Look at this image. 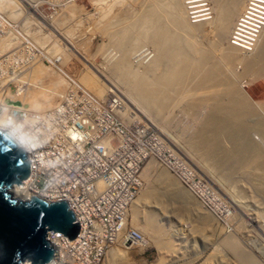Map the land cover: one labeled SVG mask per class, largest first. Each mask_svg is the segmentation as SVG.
<instances>
[{"label":"rangeland","instance_id":"1","mask_svg":"<svg viewBox=\"0 0 264 264\" xmlns=\"http://www.w3.org/2000/svg\"><path fill=\"white\" fill-rule=\"evenodd\" d=\"M15 1L17 7L9 0H0V55H2L0 57V102L11 96L17 99L24 98L25 105H31L34 109L32 101V103L36 101V109L45 103L46 106H41L40 108H43H39V111H44L57 104L59 97L69 86V82L74 81L82 84L79 80L80 77L89 71L83 57H87V60L98 65L100 69L107 70L115 65L120 51L117 50L116 44L109 39L108 31H112V29H108V26L114 22L115 33L122 24H127L140 16L144 12L142 4L145 5V0ZM197 1L194 5L186 6L190 9L195 8L193 9L196 11L194 14H199L196 19H199L200 22L210 21L211 24L203 23L201 27L203 26L202 29L206 31V34L202 36V33H196V31V34H193L196 35L195 39H193L196 40L197 47L201 45V42L204 44L201 47L207 46L210 50L212 47H217L216 50H209L207 62L217 63L219 72H215L212 78L206 79V82L200 79V75L190 74L183 86L180 101L173 104L171 109L163 110L154 119L152 116L147 118V115L138 106H134L135 108L133 106L126 107V101L117 88L110 89V92L106 94L109 96L108 99L105 100L107 97L104 96L106 102L103 101L100 108L104 110H101L103 115L108 114L111 112L109 104L112 102V98H117L118 104L114 106L117 108L116 119L120 121L119 128L124 130L125 136L131 137V129L134 131L138 125L140 131L142 128L146 131L144 140L147 146L142 145L148 150V153L140 163L142 165L139 164L140 181L139 189L136 190L137 194H140V198L138 201L136 198L134 199V201L136 200L135 208L138 209L133 214L132 206L130 207L131 212L126 226V229L128 226L131 227V235L134 236H138L135 228H140L136 230L141 233L143 243L141 240L132 242L127 247L121 246L125 249L121 259H127L129 261L127 264H241L236 254L237 250H232L235 246L229 248L228 237L236 239L234 240L238 244V248L235 249H238V253L243 251L257 264H264V164L258 163V160L253 158L258 150L264 153V135L262 134L264 132L261 131L262 126L264 129V52L261 51L264 49L262 47L264 46V0H241V4L237 8L238 11L236 10L237 14L232 18L230 30L226 31L221 38L225 41L219 40L220 44L215 42L218 46L212 47L210 46L213 43L210 44L208 40H213L216 37L213 32L216 29L213 22L214 16H216L215 6L212 5L214 0ZM180 2L183 4L181 10L187 16L188 8H185L184 0H180ZM11 8L16 13L18 12V16L12 17L13 13H8ZM122 11L126 12L122 13ZM204 13L207 15L200 17ZM130 15H133L132 18ZM123 17L127 18L125 22ZM187 20H189L188 17ZM116 21L123 23L116 24ZM136 26L140 29V24L139 27L137 24ZM216 39L214 40L216 41ZM148 45L146 42H142L129 50L130 60L132 62L135 60L132 64H135L134 66L139 62L143 64L137 67L138 70H143L144 65L152 57V46ZM228 45L233 46L237 53H235V62L233 61L229 69L226 62H220L223 58V49L225 50L224 47ZM98 48L99 50L95 51ZM259 51L262 53L258 56ZM256 56L259 58L257 57L255 59L257 62L253 63H251L253 61L251 59L249 66L252 70L249 71L245 64L250 60L249 57L254 59ZM247 58V61L244 60ZM241 59L246 63H242ZM227 77L235 85V87L232 85L234 89H240L241 85L242 90H245L252 100L260 103L256 107L258 110L256 118L253 112L249 113L254 117V120L260 121L253 122L252 116L249 115L246 123L248 125L245 124L246 127L243 125L245 129L240 126L237 128L235 125V130L232 132L236 122L228 120L232 126L229 125V128L227 122L226 127L231 130V134H228L227 130H223L226 129L223 126L226 124L224 118H228L226 114H220L217 121L214 118L215 122H211L212 119H207L211 117L212 105L206 101H208V97L212 101L223 97L224 87L220 82ZM18 80H24L25 85ZM29 80H33L35 85H28ZM53 80L60 82L59 86L55 87L56 90L54 89L51 93L44 91L45 88L51 87L50 82ZM195 80L196 82H194ZM208 83L211 85L209 86ZM83 87L87 89L85 86ZM236 92L235 98L243 104L241 106L243 109L246 106L245 101L241 96L239 97V91ZM103 105L107 107H103ZM231 105L235 106L234 103ZM105 108L108 110L106 111ZM130 117L132 121L128 119ZM222 118L225 122L221 125ZM216 122L220 127L215 126ZM259 123L262 126H259ZM255 126L260 128L257 130ZM217 128H222L223 133L221 129ZM201 133H203V137L205 136V142ZM218 134L223 137L222 144L220 143L224 146L223 148L216 140ZM214 136L219 145L217 143V145H213L214 142L211 140L214 141V138L212 139ZM197 138H200V141ZM207 138L211 139L207 141ZM225 139L230 141L228 142L230 145L224 141ZM238 139L240 142H237ZM241 139L243 140L241 141ZM194 140L199 142L198 145ZM190 141H193V145H195L190 146ZM200 142H204V145H207L208 142L214 146L209 144L206 146L211 152L212 148L214 149V158L208 149H202L205 146ZM250 142L253 143L252 146L249 145ZM239 143L247 145L241 146ZM226 144L227 147H225ZM254 144L257 146L256 149L253 148ZM199 146L202 150L198 148ZM249 146L251 149H248ZM205 150L208 151V154L210 153L209 159L206 157ZM252 151H255V154ZM250 156L252 157L249 158ZM252 158L255 160L253 164ZM249 159L252 160L251 163L247 161ZM150 188L152 196L142 198V194H146ZM148 211L151 213V218L154 214L152 222H147L144 219L145 213ZM149 212L146 217L150 216ZM128 237L130 236L128 235ZM108 260L109 258H106L103 264H110V260ZM118 261L120 262V260H114V264H121Z\"/></svg>","mask_w":264,"mask_h":264},{"label":"bare ground","instance_id":"2","mask_svg":"<svg viewBox=\"0 0 264 264\" xmlns=\"http://www.w3.org/2000/svg\"><path fill=\"white\" fill-rule=\"evenodd\" d=\"M9 1L11 3H14V5L17 7L15 0H9ZM240 4H241V0H214V3L212 5L215 6L214 8H215L216 14L215 13L214 14L216 16H214L213 22L216 25V29L213 32H215L214 36H216L215 38H217V39H216V41L214 40L215 38H213V40L212 39L208 40L210 42V44L213 43L210 47L216 46V45L218 46V44H216V43L221 42L219 40H223V39H221L224 36L223 34L226 33V31L230 30L232 18L235 16V14H237L236 10L240 6ZM142 5L144 6V9H145V10L143 9L144 12L142 14L140 13L141 15L138 16L136 19H133V20L131 19L132 21H130L129 23H127V24L124 23V24H122V26L119 25L120 27L118 28V30L115 33H114V22L109 24V26H108V29H112V31L111 30L108 31V34H110V35H108L109 39H110V41H112V43L116 44L117 50L119 49V51H120V55H119V58L117 60V63H115V65L108 68L107 70L103 69V68L100 69V67L98 65L92 63L90 60H87V57L86 58L83 57V59L87 63V66L89 67L88 73L86 71V73L83 74V76L80 77V79H79L83 85L80 82L79 83L74 82V81L71 83L69 82V86L67 85L68 87L63 91L62 96L59 97V101L57 102V104H54V106H53V107H55V109H57L59 111L65 110L63 112H60V115L63 114V116L68 118L69 120H73V116L75 113L78 112V110L82 114H85L84 121H88V122L93 124L92 121L100 119V120H102L103 125L108 127L107 128L108 131H111L112 130L111 127L114 126V137L115 138H116V136H119V140H124V139L128 140V143H126V144H124L123 142H120L119 144H117V146H114V149L116 152V154L114 155V159H116V162L119 161L118 164H115V166H114V182H113L114 188L111 189L110 191H107L105 193V195H103L101 198H96V199L92 200L91 202H89V200L84 201V205L90 206V208H92V210L94 212V213L92 212L93 217H94L93 220L87 219L88 220L87 222H91L94 224H96L97 222H100L103 225V227H100V232L98 235L95 234L94 232L88 231L86 229L82 230L81 231L82 233H80V229H79L77 234L75 235V237L73 239L68 238L69 244H76V240H79V239L84 240V242H81V241L77 242L79 244H76L77 248H75L72 252V256L70 259L71 261L68 262L70 264L73 261H77L78 264H95L98 259H100V262L97 264H103V262L105 261L106 258L107 259L109 258L110 261L109 260L108 261L110 262V264H114V260H120V262L118 261V263L127 264L129 262L127 259L126 260L121 259L122 254L125 252V249L121 248V246L127 247V245H130L132 242H139L141 240L143 243V237L138 238V239L136 237H128V235L131 236V227L128 226L126 229V226L128 224V221H129V218H128L129 213L132 211V213L135 214L137 209H138L137 207L135 208V205H136L135 203H136V200L137 201L139 200L140 194L138 195L137 194L138 191L136 189H134L133 187H131L129 181L131 179H138L140 181L139 164L143 161L144 158L147 157V153H148V150L142 145V144L146 145V142L144 140L146 131L144 128H142V131H140L139 125H138V127L134 130V132H133V129H131V132L133 134L131 137L125 136L123 134L124 130L115 126V118L117 117V108H114V106L118 104L117 98H112L113 100L111 99L112 102H110V104H109L111 112L113 113V115H112L113 117L109 116L111 112H109V113L107 112L108 114L103 115L102 111H104V110L101 111V109H100L101 105L103 104L102 102L109 98V96H107L106 94L108 92H110V89L115 90L117 88L118 91L121 92V94L123 96L122 98H124L126 101V104H127V105H125L126 107L127 106L128 107H131V106L137 107L138 106V108H140L141 111L145 115H147V118L152 116V119H154L163 110L171 109L173 104L178 103L180 101V97L182 98L181 93H182L183 86L186 83V81L188 80V76L190 74L200 75V79L205 80V82H206V79L208 80V78H210V77L212 78V75L218 71L217 63H212V62L208 63L207 62L209 59L208 53H210V51H212V49L216 50L217 47L216 48L212 47L210 50V48L207 46L201 47V45H204L202 42H201V45L197 47L196 46L197 43H195L196 40H194L195 39L194 37L196 35L195 36L193 35V34L200 32V33H202V36H204L206 34V31L202 29L203 26L201 27V25L203 23L204 24H206V23L211 24L210 21L209 22H200L199 21L198 23H195V22L190 23V21L187 20L188 14L186 13L187 16H185L184 11L181 10L183 8L182 7L183 4H182V2H180V0H145V5L144 4H142ZM184 6H185V4H184ZM193 9H195V8H193ZM212 10L214 12L213 8H212ZM123 12H126V11H122V13ZM8 13H11V14L13 13L12 17L18 16V12L16 13V11L13 8L8 10ZM129 13H130V11H129ZM205 15H207V14L204 13V14L200 15V17H203ZM131 16H133V15H130V17ZM39 18H40V16H39ZM45 18H47V17H45ZM123 18H124V22H125L127 18L126 19H125V17H123ZM120 19H122V18H120ZM120 22H117L116 24H120ZM121 23H123V22H121ZM136 24L138 25V27L140 24V29L137 28V26L135 27ZM215 25H213V26H215ZM137 29H139V30H137ZM132 30H134V31H132ZM132 32H135V33H132ZM261 32H262V30H261ZM262 36H263V34H262ZM263 39H264V37H263ZM260 40H261V38H260ZM224 41L225 40H223V42ZM142 42H144V43L146 42L147 44L152 46L151 47V53L153 52V54H152V57L150 58V61L147 62L148 64L146 63L144 65L145 66V67H143L144 69L138 70L137 67L140 65H143V64H140V62L139 63L135 62L137 65L134 66L135 64L133 65L132 63H134L135 60H133V62L130 60L131 54L129 53V50L133 49L134 47H137L138 44L142 43ZM263 42H264V40H263ZM205 44H207V43H205ZM262 47H264V46H262ZM224 48H226V49L225 50L223 49V54H222L223 58L220 60V62H222V63L226 62V64H228V69H229V68H231L233 61L236 58V56H235L236 51H235V48L233 46L228 45V46H225ZM98 50H99V48L97 50L95 49V51H98ZM258 50H260V49H258ZM261 51L264 52V49H262ZM262 52L258 53V56L261 55ZM5 54H7V53H5ZM1 56L2 55H0V57ZM258 56H256V58L254 57V59L249 57L250 60H248V58L244 59L246 61L248 60L247 63L244 62L243 59H241V62L243 61L242 63H246L245 65H247V66H245V67L248 68L250 71V70H252V68L250 69L251 66H249L251 59L253 60V61H251V63H253L254 61L257 62V60H255V59H257ZM106 58H107V56H106ZM143 61H144V59H143ZM55 65H57V64H55ZM243 66H244V64H243ZM254 66H255V64H254ZM40 68H42V67H40ZM43 72H45V71H43ZM42 74L45 75V73H42ZM223 75L225 77V74H223ZM24 80H26V79H24ZM38 80H37V82H38ZM217 80H218V78H217ZM18 81H21V83L23 82L22 80H18ZM218 81H220V80H218ZM194 82H196V80ZM214 82H216V81H214ZM59 83H60L59 80L51 81L50 82L51 87L45 88L44 91L51 93L52 91H54L55 87L57 88L59 86L58 85ZM27 84L28 85L29 84L35 85V82H33V80L32 81L29 80L27 82ZM220 84L224 87L223 97L221 96L222 98L217 99L216 101L215 100L212 101V100H209V97L207 96L208 101H206V102H209L210 105H212L211 106L212 111L210 112L211 117L207 118V119L208 120L212 119L211 122L212 121L215 122V120L217 121L218 117H220V114H222V113H223L222 115L226 114L229 119L227 117H226L227 118L226 119V118H224L225 116L224 117L222 116L226 120V124L223 123V122H225L223 118L221 119V120H223L222 123H220L219 121H218V123H220L221 125L224 124L223 126L226 129H223V130H225V131L227 130V133L229 132L228 134H231L230 133L231 130L226 127L228 120H230V122L233 121L234 123L236 122L238 124V125L236 123L234 124L232 132H233V130H235L234 129L235 125L237 126V128H238V126H240L241 128H243L244 126L246 127V125H248V124H246L248 122V118L250 116H252L249 113L253 112L254 116L257 115L258 110L256 109V107L260 103L258 101L252 100L249 97V95L246 94L244 90H242L241 85L239 87L240 89H238V90L234 89L232 86L234 84L228 79V77L222 79ZM23 85H25L24 82H23ZM208 85H209V83H208ZM83 86H85L88 90L85 89ZM34 87H39V86H34ZM234 87H235V85H234ZM39 89H41V88H39ZM236 91L240 92V93L238 92V95L240 94L239 97L241 96V98L245 101V103H244V101L241 100L246 105L244 108L242 107L243 109H241V106L243 104L239 103L237 101L238 99L236 100V98H235V95L237 93ZM210 93H211V91H210ZM218 93H219V91H218ZM84 94H85V96H84ZM221 94H222V92H221ZM81 95L84 96V98H81ZM105 95L107 98H105V100H104ZM88 96H90L92 98L89 99ZM211 96H210V98H211ZM215 96H216V94H215ZM218 96H220V95H218ZM69 98H73V99L78 98L79 101L82 100V103H79V105H77V106L71 107V105L75 104V103L68 104L65 99H69ZM194 98H191V99H194ZM200 98H202V97H200ZM203 98H204V96H203ZM14 99L16 101H18L19 103L16 102V104H15V102H12V101H8L7 103H5L3 100L0 102V106L6 105L9 107L10 110L16 108V109L26 111L25 115H22L21 117H18V118H14V120H13V118H11L12 114H8L7 110L5 109L2 112V116H0V128L1 129L4 128L3 123L8 119L7 120L8 125H6V122H5V126L8 128H11L10 132L7 130L8 135L17 143V145H19L18 141H20V139H21L20 136L22 135L20 130L24 129L23 127H27L24 130L36 131V132L40 133L43 131L46 124L48 123V121L46 120V119H48V117L45 116V114H43L42 110L39 111V108L41 106H46V104L44 102H42V103H44L43 105H40L39 108L36 109L37 108L36 103H35L36 101L34 103H32L33 102L32 101L31 104L34 105V107H35V109H34L31 105L30 106L25 105V102H24L25 99L24 98H19L20 100L17 98H14ZM205 99H206V97H205ZM199 101H203V100L199 99ZM232 103H234L235 106H232L231 105ZM105 106L106 105H103V107H105ZM42 108H40V109H42ZM36 110H38V111H36ZM51 110H52V107H51ZM107 110L108 109H106V111ZM256 110H257V112H256ZM167 112H168V110H167ZM102 117H103V119H101ZM214 118H215V120H214ZM255 118H256V116H255ZM128 119H131V121H132L131 117ZM252 119L254 120L253 116H252ZM90 120H92V121H90ZM259 121H257V119H256L253 122L258 123ZM214 122H213V124H214ZM209 123H210V121H209ZM207 124H208V122H207ZM263 124H264V122H263ZM229 125H231V123L228 122V127H229ZM260 125L261 124L259 123V126ZM215 126L220 127V125H217V122L215 123ZM259 126L258 127L255 126V128L256 129L260 128ZM245 127H244V129H245ZM262 127H261V131L263 130V132H264V129ZM74 129H77V130H79V129L78 128H72V133L75 137V135H77V132L74 133ZM217 129H221V132L223 131L222 128H217ZM217 129H216V131H217ZM240 129H238V130H240ZM80 130H82V131H80L78 133V136L81 137L83 135L81 132H83L84 129H80ZM217 132H220V131L218 130ZM243 132H245V131H243ZM237 133H238V131H237ZM24 134H25V131H24L23 135ZM221 134H218V137L215 135L217 138L215 136L212 137V139L214 138V141L213 140H211V141L214 142V144H213L214 146L217 142L219 144L220 143L222 144L221 139H223V137ZM262 134L264 135V133H262ZM200 135L202 136L203 133H201ZM108 136L110 137V139H108L107 141H104V142L106 145L108 144L109 147H111L112 146L111 143L113 141L112 133L108 134ZM240 136H239V139L241 138ZM204 137L202 136L203 139H204ZM23 138L24 137H22V140H23L22 141V148H26V150L28 151V157H35V150H30V149H33L34 147H37V144L32 142L33 140L36 139L35 135H31V137L28 140H24ZM202 138H201V140H203ZM215 138H216L217 142L215 141ZM218 138L220 141L218 140ZM199 139L200 138H197V140H199ZM208 139L209 138H207V141H209L211 138L209 140ZM227 140L228 139H225L224 141L227 142V144H228V142H230V141H227ZM242 140L243 139H241V141ZM29 141L32 143H29ZM194 141H196V140H194ZM205 141H206V139H204V142ZM211 141H210V143H212ZM224 141H223V144L225 143ZM196 142L197 143H195V144L198 145L199 142L198 141H196ZM237 142H240V140ZM19 143L21 144V142H19ZM200 143H202V142H200ZM203 143H202V145H204ZM208 144L209 143L207 142V145ZM227 144L225 147H227ZM239 144L241 146L245 145V144L242 145L243 143H239ZM252 144H251V142L249 143V145H251V146H252ZM108 145H107V147H108ZM189 145L194 146L193 141H190ZM207 145H204L205 147L202 149L204 150ZM228 145H230V143ZM251 146H249L248 149H251ZM109 147H108V149H109ZM221 147L223 148L224 146L221 145ZM198 148L201 149L200 146ZM253 148L256 149L257 146H255V144H254ZM206 149L209 150V148H206ZM244 149H245V147H244ZM252 150H254V149H252ZM205 151H206L207 156L206 155H204V156H206L208 158L210 153L208 154V151L207 150H205ZM213 151H214V149L212 148V152L210 151L212 156L215 154V152H213ZM124 152H126V154H124ZM256 152H257V150H256ZM253 153L255 154V151ZM250 155H252V154H250ZM251 157L252 156H250L249 158H251ZM212 158H214V156ZM253 158L257 159L258 163L264 164V153L260 152L259 150H258L257 154L253 156ZM247 161H250V159ZM251 162H252V160L249 163H251ZM254 162H255V160L253 159L252 164ZM29 164H30V162H29ZM165 176H164V178H165ZM160 178H163V177H160ZM101 181L104 184H107L110 182V179L108 177L107 179H101ZM25 182H27V183H25L24 186H22V187H20L18 185H13L10 188V191L14 194V196L19 197L20 199H26L31 195H36V194H34V193H36L34 191L35 188L32 185H29L28 180H26ZM167 188H168V185H167ZM53 192H54L53 190H51L50 188H47V190L42 191L43 195H41V196L36 195V196H39L40 198L46 199L49 202L56 201V200H64V198L59 199V198L52 196ZM151 192H152V190L150 188V190L146 194H144V195L142 194V198L149 197L150 195L152 196L153 193L151 194ZM178 193H177V195L180 194V193L179 194ZM136 195H138V196H136ZM135 198H136V200L134 201ZM125 199H129V207L127 209H125V211L122 214H120L118 216L114 215V217H111L110 221H104L105 218H103L102 215H98V213H96V210L98 209V207L103 208L106 205V202H108V201L118 203V206L121 205L124 207V205L126 204ZM133 201H134V203H133ZM130 207H131V211H130ZM119 212H122V210H119ZM148 212L145 213L144 219L147 222H152V219L154 220V218H153L154 214L152 215V218H151L150 212H152V211H150L149 212L150 216L147 215L149 217H146V214H148ZM99 217H101V218H99ZM115 217L119 218L118 221H120L122 224L116 225L115 220L113 221V219H112ZM75 219H76V223L78 222L79 226H82V219H79L76 217H75ZM135 229L139 230L140 228L136 227ZM123 231H125L126 233ZM61 233L60 234H53V238H50L51 242L54 244L55 248H57V250L53 254V257H52L53 260L50 264H58V258L63 259L65 256V252L59 243V242L63 241V235ZM127 239H128V242H127ZM228 239H229L228 243L231 246V247L229 246L230 249L233 246H235V248H238V244L236 243L235 238H234L235 240L232 237H228ZM124 240H126V241L123 242ZM225 242H227V241H225ZM228 243H227V245H228ZM235 248H232V250L238 251V249H235ZM237 251H236V254L238 256V259H240L241 264H257L254 261V259L252 257H250L247 253H245L243 251H239V253H238ZM92 253L95 256H93V257L90 256V254H92ZM123 258H126V257H123ZM62 264H66V263L63 262Z\"/></svg>","mask_w":264,"mask_h":264},{"label":"built area","instance_id":"3","mask_svg":"<svg viewBox=\"0 0 264 264\" xmlns=\"http://www.w3.org/2000/svg\"><path fill=\"white\" fill-rule=\"evenodd\" d=\"M184 1L187 9V6L194 5L197 0ZM192 1L194 2L191 3ZM194 12L196 11L193 9H187L188 19L193 22H199L200 20L196 19L199 14L195 15ZM84 96L81 95V98H84ZM88 98L91 99L92 97L88 96ZM65 100L68 104L75 103L72 104L71 107L82 103V100L79 101L78 98L75 100L71 98ZM5 109L8 114H12L11 118H13V120L14 118L25 115L26 112L16 108L10 110L8 106L2 105L0 106V116H2V112ZM63 111H59L55 109V107H52V110L51 108L44 110L43 114L48 117V119H46L48 123L40 133L24 130L27 127H23L24 129L20 130L22 133L20 136L21 139L18 141L20 147H22V137H24V140H28L31 135H35L36 137L32 142L36 143L37 147L30 149L35 150V157H28L31 171L29 183L36 189L34 190L40 194H42L43 190L50 188L54 191L52 196L59 199L64 198L74 212L75 217L82 219V226H79L80 233H82V230L86 229L98 235L100 227H103V225L100 222L96 224L87 222V219L93 220L94 212L90 206L84 205V201L89 200V202H91L96 198H101L107 191L114 188V166L119 162H116V159H114V155L116 154L114 146H117L120 142L126 144L128 140H119V136L115 138L114 126L111 127V131H108V127L104 126L100 119L94 121L90 120L93 124L84 121L85 114H82L78 110V112L74 114L73 120H69L64 117L63 114L60 115V112ZM112 115L113 113L111 112L109 116L113 117ZM101 119H103V117ZM7 120L5 121L6 125H8ZM5 122L3 123L4 129L10 132L11 128L6 127ZM120 125V121L115 118V126L120 127ZM72 128L79 129H74V133L77 132L75 137L72 133ZM80 129H84V131L81 132L83 134L81 137L78 136V133L82 131ZM24 131L25 134L23 135ZM110 133H112L113 141L111 147L107 144L109 147L108 149L104 141L110 139L108 136ZM123 134L125 135L126 133L123 131ZM19 142H21V144ZM32 142L29 141V143ZM23 149L28 156L26 148ZM124 154H126V152H124ZM108 177L110 182L104 184L101 179H107ZM129 182L131 187L139 189L138 179H131ZM125 201L126 204L124 207L121 205L118 206V203L108 201L103 208L98 207L96 213L102 215L103 218H105L104 221H110L111 217L122 214L125 209L129 207V199H125ZM119 210H122V212H119ZM112 219L113 221L115 220L116 225L122 224L118 221L119 218L115 217ZM135 231L138 233V236L131 235L130 237H136L137 239L141 238V233L136 229ZM53 234L60 233L54 232L50 234V238H53ZM80 241L84 242V240L79 239L76 240V244H79L77 242ZM125 241L126 240L123 242ZM59 243L65 252V256L63 259L58 258V264H62L63 262L70 264L68 262L71 261L73 250L77 248L76 244H69L68 238L64 235L63 241ZM90 256L93 257L95 255L92 253ZM99 262L100 259H98L95 264ZM71 264L78 263L77 261H73Z\"/></svg>","mask_w":264,"mask_h":264},{"label":"water","instance_id":"4","mask_svg":"<svg viewBox=\"0 0 264 264\" xmlns=\"http://www.w3.org/2000/svg\"><path fill=\"white\" fill-rule=\"evenodd\" d=\"M29 173L25 151L8 133L0 130V183L12 187L26 179ZM10 188L8 195L16 201L15 205L5 200L4 193L0 192V264H14L18 251L22 261L50 264L54 249L46 234L48 231L62 232L73 239L79 230L73 211L64 200L49 202L36 195L20 199Z\"/></svg>","mask_w":264,"mask_h":264},{"label":"clouds","instance_id":"5","mask_svg":"<svg viewBox=\"0 0 264 264\" xmlns=\"http://www.w3.org/2000/svg\"><path fill=\"white\" fill-rule=\"evenodd\" d=\"M11 97V96H10ZM11 98H13V97H11ZM11 98H9V99H4V102H8V101H12V102H15L16 100L13 98V99H11ZM6 100V101H5ZM0 130H2V131H4V132H6V133H8L7 132V130L5 131V129L3 128V129H1L0 128ZM19 146V145H18ZM20 147V146H19ZM22 148V147H21ZM23 149V148H22ZM24 150V149H23ZM25 151V150H24ZM25 153H26V151H25ZM26 157H27V159H28V156H27V153H26ZM28 162H29V159H28ZM29 169H30V164H29ZM31 172V171H30ZM30 173H29V176L26 178V179H24V180H22V182H20L19 184H14V185H18V186H20V187H22V186H24V184L25 183H27V182H25L26 180H28V181H30ZM29 185H30V183H29ZM11 186L9 185V186H6L5 184H3V183H0V192H3L4 193V199L5 200H7L10 204H12V205H15L16 204V201L15 200H13V199H11V197L8 195V191H7V189H9ZM35 191V190H34ZM36 193H34V194H36V195H43V194H40L39 192H37V191H35ZM32 196V195H31ZM30 197V196H29ZM56 201H61V200H56ZM68 204V203H67ZM69 205V204H68ZM69 208H70V206H69ZM71 209V208H70ZM72 210V209H71ZM74 213V212H73ZM74 216H75V214H74ZM75 221H76V219H75ZM52 233H54V231H48L47 232V234H46V238H47V240L50 242V245L53 247V249H54V252L57 250V248H55V246H54V244L51 242V239H50V234H52ZM59 233H61V232H59ZM62 235H64L63 233H61ZM64 236H66V235H64ZM67 237V236H66ZM68 238V237H67ZM20 256H21V253L18 251L16 254H15V256H14V264H25V262L27 261V260H25V261H22L21 259H20ZM27 264H31V261H27ZM43 264H47V262L46 263H43Z\"/></svg>","mask_w":264,"mask_h":264}]
</instances>
